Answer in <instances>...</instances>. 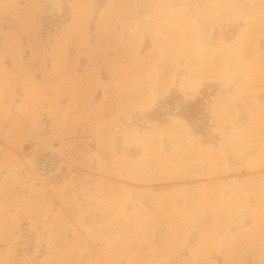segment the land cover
<instances>
[{"label":"rangeland","instance_id":"obj_1","mask_svg":"<svg viewBox=\"0 0 264 264\" xmlns=\"http://www.w3.org/2000/svg\"><path fill=\"white\" fill-rule=\"evenodd\" d=\"M0 134V264H264V0H0Z\"/></svg>","mask_w":264,"mask_h":264},{"label":"crops","instance_id":"obj_2","mask_svg":"<svg viewBox=\"0 0 264 264\" xmlns=\"http://www.w3.org/2000/svg\"><path fill=\"white\" fill-rule=\"evenodd\" d=\"M13 109H11L12 111ZM20 111L21 109H15V111ZM12 115H15V112H12ZM33 116V121L32 123L35 125V127L31 128H23V132L20 135V139L23 140L22 142H25L26 140L38 142L40 148L43 149V151H50L51 153L57 152L55 150L58 149L57 146H51L50 141H48V136L46 134H40V130L43 129L42 124H36L39 121H42L41 119L45 118V109H35ZM12 117V116H11ZM12 119H14L12 117ZM33 129V130H30ZM41 128V129H40ZM30 130V131H29ZM1 137H3L0 134ZM4 140H10L5 136ZM69 185V182L65 184H59V185H53L54 188H52V192L62 190L64 193L62 195H56L55 197L45 198L44 203H39V206L37 209L32 208L31 211L32 215L30 216L31 219H29L34 225L37 226L39 231H44L45 227L52 226L53 223H55V220L59 217L61 214L59 211H63L66 213L65 208L63 207L62 203H66L67 201H72L73 202V194L74 191H68L66 190ZM68 192H66V191ZM50 193V194H51ZM49 199V200H48ZM36 215V216H34ZM28 218V217H27ZM45 233V232H44Z\"/></svg>","mask_w":264,"mask_h":264},{"label":"built area","instance_id":"obj_3","mask_svg":"<svg viewBox=\"0 0 264 264\" xmlns=\"http://www.w3.org/2000/svg\"><path fill=\"white\" fill-rule=\"evenodd\" d=\"M70 158L62 153L55 155H40L35 159L34 172L46 185L58 184L72 174ZM21 241L19 244L20 253H26L33 249L34 237L30 231L23 227L20 231Z\"/></svg>","mask_w":264,"mask_h":264},{"label":"trees","instance_id":"obj_4","mask_svg":"<svg viewBox=\"0 0 264 264\" xmlns=\"http://www.w3.org/2000/svg\"><path fill=\"white\" fill-rule=\"evenodd\" d=\"M201 105L198 103H189L187 108L182 110V113H180V116L185 119L188 122L194 121L196 122V127L198 125V127L201 129L202 128V109Z\"/></svg>","mask_w":264,"mask_h":264}]
</instances>
